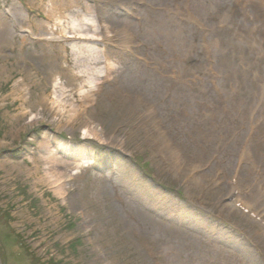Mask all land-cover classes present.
<instances>
[{"label":"rangeland","instance_id":"rangeland-1","mask_svg":"<svg viewBox=\"0 0 264 264\" xmlns=\"http://www.w3.org/2000/svg\"><path fill=\"white\" fill-rule=\"evenodd\" d=\"M41 1L0 0V264H264V226L234 209L264 216V0H75L65 22L95 19L115 65L95 100V43L5 31L17 3L47 22ZM93 123L133 156L67 157L58 130ZM50 149L80 163L66 202L22 173L45 178Z\"/></svg>","mask_w":264,"mask_h":264},{"label":"bare ground","instance_id":"bare-ground-1","mask_svg":"<svg viewBox=\"0 0 264 264\" xmlns=\"http://www.w3.org/2000/svg\"><path fill=\"white\" fill-rule=\"evenodd\" d=\"M51 5L47 7L44 6V1L42 0L40 2V6H42V11L45 14V21L44 23L33 25L32 22L28 16V14L25 12V10L22 8V6L17 3L9 10V20L10 25L8 28L6 27L5 31L7 33H11V28H13V25H17L22 29L23 38L25 39V35H33L34 33L38 35H50L52 37L59 36L60 40L64 43H68L72 40H78L86 43H95L97 45L98 43L102 42L103 39L99 35V29L97 28V23L95 19L92 17L83 18L80 21H78V24H71L65 22L67 19L66 14H71L75 12L73 11L76 8V2L75 0H50ZM89 13L92 12L91 8L88 9ZM85 27H88V29H85ZM91 29H94V33H90ZM10 30V31H9ZM128 35V34H127ZM128 38V37H127ZM126 40L129 41V44L132 43L131 38ZM44 42V44H53L55 42L54 38L51 40H41ZM88 56L86 57L88 59V62L96 63L98 62L101 64L103 63V68L100 69V71L96 70L93 75H90L91 81H96L93 85V82L88 83V88L90 90L84 91L82 90L80 92L82 99H91L95 100L96 98V92L99 89V85L101 84V81L105 80L107 77L111 76V71L115 70L114 63H110L107 58H104L100 56L99 49L97 46L95 48L93 45L87 46ZM83 49V48H82ZM97 49V51H96ZM84 50V49H83ZM48 56H46L47 58ZM106 63V64H105ZM106 67L108 68H105ZM91 71V70H89ZM107 72H110V74H107ZM69 84H72V81H68ZM81 90V89H80ZM37 119V115L35 117V120ZM58 132L62 136H66L69 138V140H64L68 145L79 147L81 152H75L72 148L68 146H59L60 150H63L67 157H69L71 160H76L78 162L85 161V156L82 154V152L86 150L93 149L88 144H94L98 147L106 148L108 150H115L120 152V154L126 156V157H132L133 151L130 149H126L123 146V143L120 142V139H112L106 137L104 134H102L101 129L99 128V125L97 123L93 124H84L79 126L78 129H73L71 125L63 126L61 129L58 130ZM63 133V134H62ZM114 136V135H113ZM109 136V137H113ZM44 140L46 141V144L48 145H57V137L53 134H48ZM73 141V142H72ZM53 150H49L48 158H46L47 162V168L45 169V178H39V170L37 168H33L32 171H22L23 174H25V177L27 179H30L32 181V186L34 191H37L38 187L40 185H49L54 188L55 195L62 199L63 202H66V195H67V187H68V180H72L74 178V172L79 170L80 163L78 162L74 163L71 167H63L61 166V163L57 160L56 155H54ZM81 163V164H82ZM236 188H232V191L230 192V198L234 199L236 197L235 195ZM242 206H244L242 204ZM245 209L249 211V214L254 213L256 217L264 222V216L261 213L254 212V207L244 206ZM234 209L240 211L243 215H246L243 213L240 209L237 208V205H234ZM253 209V210H252ZM249 217V216H248ZM260 221L256 220V223H260ZM263 225V224H262ZM264 226V225H263ZM264 228V227H263ZM264 232V231H263ZM46 240V239H45Z\"/></svg>","mask_w":264,"mask_h":264},{"label":"water","instance_id":"water-1","mask_svg":"<svg viewBox=\"0 0 264 264\" xmlns=\"http://www.w3.org/2000/svg\"><path fill=\"white\" fill-rule=\"evenodd\" d=\"M102 134H104V132L102 131ZM106 137H108V138H112V139H116V136H113V137H109V136H107L106 134H104Z\"/></svg>","mask_w":264,"mask_h":264}]
</instances>
